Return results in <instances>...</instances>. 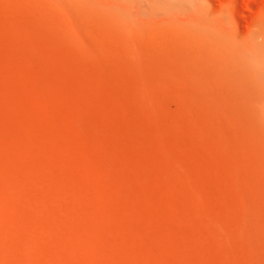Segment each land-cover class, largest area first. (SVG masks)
<instances>
[{
  "label": "rangeland",
  "instance_id": "374dc122",
  "mask_svg": "<svg viewBox=\"0 0 264 264\" xmlns=\"http://www.w3.org/2000/svg\"><path fill=\"white\" fill-rule=\"evenodd\" d=\"M263 123L264 0H0V264H264Z\"/></svg>",
  "mask_w": 264,
  "mask_h": 264
},
{
  "label": "bare ground",
  "instance_id": "6f19581e",
  "mask_svg": "<svg viewBox=\"0 0 264 264\" xmlns=\"http://www.w3.org/2000/svg\"><path fill=\"white\" fill-rule=\"evenodd\" d=\"M260 119H262V118H260ZM263 120V119H262ZM260 121V120H259ZM261 122V121H260ZM263 122V121H262ZM264 124V123H263Z\"/></svg>",
  "mask_w": 264,
  "mask_h": 264
}]
</instances>
